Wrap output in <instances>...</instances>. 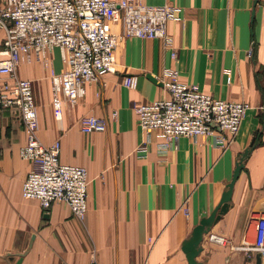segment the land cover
Masks as SVG:
<instances>
[{
	"label": "crops",
	"instance_id": "0c3cea01",
	"mask_svg": "<svg viewBox=\"0 0 264 264\" xmlns=\"http://www.w3.org/2000/svg\"><path fill=\"white\" fill-rule=\"evenodd\" d=\"M139 1L177 9L178 20L167 26L175 57L158 40L121 42L115 72L87 85L75 107L64 105L60 121L49 81L51 71L63 69L59 51L49 55L51 69L38 63L19 67L17 76L32 83L38 139L45 145L58 141L61 163L87 170V213L79 221L64 203L44 211L21 197L30 170L19 156L25 134L16 111H1L0 264H14L22 254L21 264H188L182 243L218 206L235 163L254 140L228 209L202 236L195 260L256 264V254L249 260L242 249L253 244L255 221L264 215V0ZM110 28L119 33L118 25ZM2 41L0 33V50ZM165 69L214 99L249 105L227 149L200 136L180 138L174 151L162 153L157 131L147 154L136 151L144 136L134 106L168 97L161 83ZM125 76L136 78L134 89L124 87ZM85 116L104 119L106 131L83 134L78 122Z\"/></svg>",
	"mask_w": 264,
	"mask_h": 264
},
{
	"label": "built area",
	"instance_id": "2783aa9c",
	"mask_svg": "<svg viewBox=\"0 0 264 264\" xmlns=\"http://www.w3.org/2000/svg\"><path fill=\"white\" fill-rule=\"evenodd\" d=\"M170 5L149 7L139 0H0V112L16 111L21 119L25 144L19 150L30 170L21 185V197L35 200L42 210L64 203L79 221L87 213L88 173L83 167L60 161V143L45 145L37 137L39 127L32 83L17 76L22 64H41L51 69L49 55L58 50L63 69L51 71V106L61 120L64 105L73 108L85 95V87L115 72V52L127 39L158 40L175 57L173 39L167 32L177 21ZM120 27L119 33L111 25ZM249 57L251 52L248 53ZM161 83L167 98L134 106L137 125L144 136L137 152L147 154L152 135L159 132L162 153L174 151L180 138L212 137L221 150L238 134L250 107L245 102H227L186 85L175 70L165 69ZM127 89L136 87L134 76H125ZM264 96V91H263ZM264 112V104L261 107ZM115 115H113L114 117ZM83 134L103 133L107 123L94 116L78 122ZM184 214L188 216L187 209ZM223 242L222 238L217 239ZM247 258L260 256L264 264V215L255 221V238L243 248Z\"/></svg>",
	"mask_w": 264,
	"mask_h": 264
},
{
	"label": "water",
	"instance_id": "95a60500",
	"mask_svg": "<svg viewBox=\"0 0 264 264\" xmlns=\"http://www.w3.org/2000/svg\"><path fill=\"white\" fill-rule=\"evenodd\" d=\"M257 1H255V4ZM146 78L150 80L152 83L156 84L158 81L157 79L151 77L150 75H146ZM161 85V83H160ZM258 144L256 140H254L251 143V146L248 149H245V151L242 153V155L239 157L238 161L235 163V169L233 171V175L231 178V181L227 185V190L223 193L220 203L218 206L214 209V211L210 214V216L206 219L201 220L198 226H196L189 239L185 240L182 245H181V250L183 251L186 260L188 264H202L199 263L195 260V258L199 255L201 252V249L199 247L200 242L202 241V236L204 234H207L213 224H215L219 219L222 214H224L227 209L228 205L227 203L230 200L231 197V192L233 185L238 178V175L240 171L242 170L244 166L245 160L248 158L250 152L252 149ZM24 254L18 256V260L14 264H21L22 258ZM256 264H260V256L256 255Z\"/></svg>",
	"mask_w": 264,
	"mask_h": 264
}]
</instances>
